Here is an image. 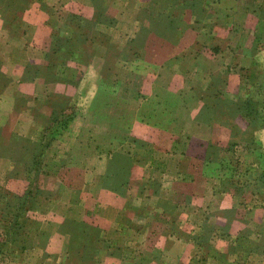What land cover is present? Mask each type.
<instances>
[{
  "label": "crops",
  "instance_id": "obj_1",
  "mask_svg": "<svg viewBox=\"0 0 264 264\" xmlns=\"http://www.w3.org/2000/svg\"><path fill=\"white\" fill-rule=\"evenodd\" d=\"M38 1L32 0L27 10L32 13L20 19L26 31L12 32L19 41L11 48L1 49L9 32L0 26V72L6 80L0 94V138L15 133L37 140L57 118L48 103L63 101L64 87L75 89L64 102L70 112H78L37 165L45 169L40 177L54 183V190L37 195L24 256L20 253L13 264H264L259 247L264 242V190L257 173L264 124L250 122L252 116L234 105L248 98L244 93L249 86L241 88L245 57L264 54L259 25L264 17L253 12L264 0H183L188 8L181 13L174 1H167V8L154 4L155 11L150 0H105L106 18L113 23H99L87 38L89 44L83 43L100 51L96 33L105 34L125 49V58L115 63L90 58L82 65L84 78L77 74L79 65L67 59L47 60L52 16L36 13ZM93 4L89 0L83 6ZM197 4L209 10L199 19L204 24L176 36L180 39L175 44L167 41L168 32L142 29L150 18L163 15L167 22H178L181 16L192 21ZM250 21L257 24L250 28L260 44L251 54L244 42ZM205 22L223 24L224 46L216 52L203 47L211 38ZM203 56L208 60L198 61ZM104 70L113 71L107 80L101 79ZM116 71L132 74L117 80ZM255 71L257 76L264 69L257 64ZM260 74L251 81L253 90L264 87ZM80 86L87 88L86 95H80ZM104 87L108 105L102 107L97 100L106 99L99 98ZM17 97L18 106H5L7 99L13 104ZM1 156L0 186L13 191L21 185L23 193L29 181L21 178L29 180L35 160L26 162L25 179ZM100 241L109 255L67 253L71 247H100ZM124 248L134 250L116 255Z\"/></svg>",
  "mask_w": 264,
  "mask_h": 264
},
{
  "label": "rangeland",
  "instance_id": "obj_2",
  "mask_svg": "<svg viewBox=\"0 0 264 264\" xmlns=\"http://www.w3.org/2000/svg\"><path fill=\"white\" fill-rule=\"evenodd\" d=\"M49 1L50 0H39L38 4L36 5V13L38 14L48 13L49 15L52 16L50 23L47 22V25H49L52 30L50 34L51 36L50 46L46 53L47 60L49 57V61L51 63H54V61L55 63H57V61L61 62L62 58H64V59H67L69 62L79 65L78 67L79 71L77 72V74L80 73L82 78H84L83 74L87 75V71H84L83 69L89 63L90 58L95 59V57H100V59L104 60V58L107 57L109 61L114 62V63L117 62V59H122L121 60L122 62L124 61L125 56L123 54L125 52L124 51L125 49L123 47L118 48L119 46L117 44L119 43L115 42L117 40L115 39L112 40L111 37L109 38L105 34L103 35L102 33H99V34L96 33V35L100 37L96 41L99 43V40H101L102 42L100 51L98 49H96L95 51L94 49V51L92 52L91 46L89 45L90 47H88L87 43L85 45L83 43V41L85 40L89 44L90 39H87V38L95 34V29L100 25L99 23H104L105 25H110L111 23H113V19L106 18L107 16L110 15V13L108 9L103 7L105 0H93L95 4L91 5L90 7L83 6V4H85L89 0H86V1L81 0L83 2L82 5L80 4L81 1L78 3V0H73V1L62 0V3L60 2L61 0H53V2L51 3L52 4L51 6L47 4V2ZM167 1H174L173 3L177 4V7H178L177 9L180 13L182 12L184 8L187 7V5L186 7H183L182 5L183 0H150V5L152 6L153 10L156 11L157 8L154 6V4L156 5L161 4L165 8H167L168 6ZM31 4H32V0H0V26L2 28L7 29L9 32L8 33L9 36L5 37V39L3 38L4 40H6V45H2L1 49H6V46L8 47L10 46L11 48V46L15 45V42L17 43L19 41L16 35H13L12 32L16 33L20 29H22L23 31H26V22L20 21V19L23 18V15H29L32 13L31 11L30 13L27 12ZM95 5L97 6V8ZM190 9L193 12V7H190ZM208 11L209 10L207 8L201 7L200 5L197 4L195 6L196 15L192 16V19H193L192 21L186 22L184 18L181 16L180 21L178 22H174V19L167 22L166 20H164L165 17L163 15V17L158 20L155 17L153 19L150 18L148 21H146L142 29L147 32L149 31L155 32V33L162 32L163 34L168 32L170 34V37L169 39H167V41L175 44L176 42L179 41L180 39L179 37H181V34L184 33L185 31H195L196 32L197 30H199L204 24V23L202 24L201 20L199 19H202L205 15H207ZM253 12H256V15L259 19L264 17V6L260 5L259 7L256 8V10L253 9ZM209 14H211V12ZM208 24H210L209 34L211 38L208 40L206 38L207 44H205L203 47L213 48L216 52L217 47L224 46L223 42H221V40L223 41L224 39L223 32H222L223 27H221V25L223 24H220L218 22H212V24L205 22L204 26H207ZM245 25L246 26L248 25V27L246 28L247 35L245 36L244 42H245V45L249 47V50H250L249 52L251 54L253 52L252 48L253 49L255 47L258 48L260 46V44L259 46H257L258 40L255 41L256 35L254 36V31H252L250 28L252 25L255 26L257 24L256 22L250 21L249 23ZM259 25L261 27L260 31L264 32V22H260ZM205 29H208V28L205 27ZM39 32L43 34L42 29ZM256 32H257V28H256ZM176 36H179V37H176ZM253 38H255V40ZM236 39L237 38L234 36L233 40L236 41ZM46 42H47V39H46ZM0 43H3V41L0 40ZM135 47H138V46L136 45ZM165 47L167 48V46ZM128 48L129 47H127L126 50ZM40 57L42 56H38V58ZM207 60H208V57L206 56H203V60L201 57L198 58V61H207ZM209 61L213 62L210 59ZM245 62L248 64V67H246L245 70L247 71H245L244 73H247L248 75H254L256 72L255 65L259 64L260 67H263L264 69V54L258 55L257 58H254V59L252 58L251 55H249L248 57H245ZM50 66H52V64ZM39 68L35 67L34 69H37L36 72H38ZM240 68L243 70L242 67ZM49 73L50 75L51 74L54 75V70H52L50 67H49ZM112 73L113 71L106 72L104 70L101 76V79L107 80L108 76L112 75ZM260 73H258V75L254 77V79L255 78L257 79ZM131 74L128 71L127 72L116 71L117 80L118 78H121L123 80V76H125L127 80L128 76ZM262 77H264V72L260 74V79L264 80V78ZM4 80H5V76L3 75V72H0V94L4 90V87L6 86V84H4L6 80L5 81ZM251 81L252 79H249L248 81L244 83V84H247V86H249L247 88L248 92L251 89V86H250ZM84 82H86V78ZM120 86L117 87V90H120V88H123V86L122 87ZM94 89L95 91H97V88H94ZM9 90H12V88H9ZM62 90H63L62 95L60 94H57V95H60L63 101H60L57 99V100H52L51 104L48 103V105L51 108H53L51 113L53 115H56L57 118L55 119L53 118L50 120L49 124L44 128L43 133L38 136L37 140L33 142L28 138L24 139L23 135H19L15 133H12L11 135L10 134L4 135V137L0 138V155H3L1 157H6L7 159H9L10 163L13 166V172L15 171L14 174L17 175V177L24 176L25 179H27L26 162L30 158H32V160L42 159L43 156H45L48 152L46 148L49 147L50 144L52 145L56 144V142L54 143V141L57 139V136L58 135L60 136L62 133L65 132L68 125L71 123V120L74 119L75 112H78L76 110H72L70 112V108L68 107L67 103L64 102L70 99L75 89H72L71 87L67 89V87H64ZM78 90L81 91L80 95L82 94L86 95L85 92L83 93V91L87 90L85 86H80ZM89 90H91V87H89ZM92 91H93V88H92ZM100 91L101 92H100L99 98L100 96H105L106 99L97 100V101L99 104L103 105L102 107H104L108 105L109 92L106 87H104ZM251 91L252 92H250V95L256 94L258 91V88L256 90H251ZM260 91H261V94L264 95V87L260 86ZM91 93L89 94V97ZM56 97H59V96H56ZM7 100L8 101L5 104V106H8V105L9 107L11 105L18 106L19 104L18 97L16 98V102L14 101L13 104H11V101L9 99ZM73 100L74 99L71 100L72 103L74 102ZM102 101H106V102H102ZM60 102H63V103H61V105L55 104V103H60ZM77 104H78V101H77ZM86 104L89 105V108L88 107L87 108L91 109L90 100H88V103ZM234 105L238 106V104H234ZM60 106L62 109L59 108ZM72 108L73 106L71 107V109ZM61 110L62 111L64 110L63 112L64 116L62 114H61L62 116L59 115L60 114L59 112H61ZM67 117H68V119H66L67 122H65L64 118H67ZM260 117L264 119L263 114L260 115ZM248 120L252 123L254 122L252 118H249ZM262 121H263L262 123L264 124V120ZM64 123L66 124L65 126L62 127V124ZM41 146H42L43 154L40 158H38L37 156L40 154L39 152L41 151ZM258 152L261 153L260 155L258 153V159L260 161L261 166L258 168L259 172L257 173H258V176L262 177V181H263L264 180V152H262L261 149ZM28 153H31L32 156H30ZM245 170L249 172L250 168L246 167ZM34 172L35 170H33V174ZM232 174L234 173L232 172ZM41 175H43V173H37L36 177L35 175L32 176L36 180V185L38 187V190L33 189V193L29 195V198H31V200L27 203V208L24 212V220L21 221V223L23 222L25 223L26 221L28 222L25 225V229L27 230L29 227H34L32 224L33 221H31V219H33L34 216L36 217V214L34 213L32 208L34 207V210H35V208L37 207L35 204L39 203L36 199L37 195L42 194L43 192L51 193L52 190H54V183H52L48 178L46 179L41 178L40 177ZM21 179L23 182L29 181L28 179L27 180H24L23 178ZM0 188L7 190L8 192L11 193V195H15L17 197L22 198V196L27 195L26 193L27 190H25L23 193L19 192L21 191V185H16L13 188V191L17 189L16 192L10 191L7 188L1 187V186ZM28 188H29V184H28ZM260 189H261L260 191L264 190L263 183L260 185ZM7 201L10 204H14V199H7L5 201L0 199V246L4 247V248L0 247L1 249H3L2 252L0 253V255L2 256V258H0V264H13L14 261H16L14 258H16V256H18L20 253L21 255L23 254L24 256L23 249L21 247L14 246L10 241L11 236L7 235V231L9 230L7 229V227L12 228L13 226L12 219H14V217L12 216L14 205L6 208L5 203ZM94 242H96L95 239H94ZM101 244L102 242L100 241V247L94 246L92 248L91 247L90 248H83V247L67 248V251H68L67 253L69 256L71 255L79 256L80 254H84V255H99L100 257H104V256L109 255L110 252L107 251L106 247H101ZM124 249H122L120 253L115 252L116 255H122L124 253H132V251L134 250L132 249L131 251V248H124ZM30 253H27V255H31ZM112 253L114 252L112 251ZM31 257H34V255H32ZM99 264L101 263L99 262ZM163 264H166V263H163Z\"/></svg>",
  "mask_w": 264,
  "mask_h": 264
},
{
  "label": "trees",
  "instance_id": "obj_3",
  "mask_svg": "<svg viewBox=\"0 0 264 264\" xmlns=\"http://www.w3.org/2000/svg\"><path fill=\"white\" fill-rule=\"evenodd\" d=\"M254 75H248L247 73H244V70H243L241 72V81H243V83H241V88L244 87L243 85L247 86V84H244V83L246 81H248L249 79H254V77H255ZM252 88L253 87H251L249 92H248V89L245 92V94L248 95V98L246 100H244L243 102L241 101L238 104V110H240V112L245 116H252L251 118L253 119V121L256 124H260L263 122L262 120H264L263 118L260 117V115H262V114L264 115V95L262 97H257L256 99H254L250 95V92H252L251 90L254 89V88L253 89ZM257 88H258L257 93L261 92L260 87H257ZM66 119H68V117L64 118L65 122H67ZM65 124L66 123L62 124V127L65 126ZM39 153L40 154L37 156L38 158H40L43 154L42 146H41V151ZM258 153H259V155L261 154L260 152H258ZM40 161H41V159L35 160L34 161V167H31L29 170V171L35 170V172H34V174L32 173V175L29 176V188L26 191V193H27L26 196H22V198L17 197L15 195H11V193L8 192L7 190L0 188V199H2L4 201L7 199H14V204H10L8 201L5 203L6 208L14 205V209H13V213H12V216L14 217V219H12L13 220V223H12L13 226H12V228L7 227V229H9L7 231V235L11 236L10 241L14 246L21 247L22 249L26 248V246H27L29 233H28V230L25 229V225L28 222L27 221L25 223L23 222L24 223L23 224V223H21V221L24 220V212L27 208V203L31 200V198H29V195L31 193H33V189L38 190V187L36 185V180L32 176L35 175V177H36L37 173H44V170H45L43 167L37 166ZM27 172H28V170L26 168V173ZM260 179H262V177H260ZM262 183L264 184V181H262ZM0 247L2 248L3 246H0ZM259 247H260V250L262 249V251L264 252V242ZM1 248H0V253L3 250ZM0 258H2L1 255H0ZM81 264H96V263L95 262H88V263H81Z\"/></svg>",
  "mask_w": 264,
  "mask_h": 264
}]
</instances>
